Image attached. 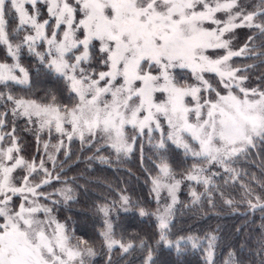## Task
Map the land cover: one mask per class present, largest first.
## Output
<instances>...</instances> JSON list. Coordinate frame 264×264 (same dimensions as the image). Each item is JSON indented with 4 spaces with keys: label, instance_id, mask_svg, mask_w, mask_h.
Returning a JSON list of instances; mask_svg holds the SVG:
<instances>
[{
    "label": "snow or ice",
    "instance_id": "1",
    "mask_svg": "<svg viewBox=\"0 0 264 264\" xmlns=\"http://www.w3.org/2000/svg\"><path fill=\"white\" fill-rule=\"evenodd\" d=\"M40 2L0 0V45L7 47L13 61H0V85L13 82L27 85L31 91L30 72L20 64V54L27 47L45 76L63 82L71 102H60V89H47L38 99L0 91V99L12 105L0 112V264H86L87 258L96 255L88 241L71 242L75 237L53 216L54 207L48 206L76 199L69 181H61L59 173L53 175L56 154L63 149L65 138L69 142L79 138L90 147L99 145L97 153L111 149L117 159L132 153L138 143L143 156L142 141L147 138L162 161L152 177L156 202L159 205L161 190H167L171 198V203L151 213L157 221L155 244L174 248L180 256L188 246L198 249L207 241L205 264H215L217 236L172 239L176 194L182 180L175 178L164 161L173 146L182 150L185 157L196 161L183 179L209 185L212 177L204 173L212 167L219 166L236 180L241 173L232 165L252 149L264 152V89L244 87L249 76L242 75L257 65L234 67L231 63L234 57L252 51L249 44L255 35L237 50L230 38L240 28L255 29L264 36V0H256L250 11L242 0H43L49 16L44 20L36 7ZM217 13L226 18L219 19ZM6 17L18 20L11 33ZM25 27L32 34L13 44ZM38 41L46 42L45 51L37 50ZM257 47L264 48V42ZM255 55L264 57V51ZM178 70L189 72L196 83H182ZM209 73L214 74L216 86L205 78ZM257 79L264 81V74ZM9 113L13 121L5 132ZM17 119H23L25 130L34 134L38 154L41 135H48L42 142L46 160H28L21 154ZM53 132L59 137L56 144L51 143ZM89 159L110 162L104 156ZM49 161L52 171L46 166ZM53 181L64 186L44 191ZM256 182L264 190V182ZM241 187V203L251 211L264 212V196L248 185ZM190 195L197 204L203 194L193 190ZM208 203L215 207L210 196ZM223 203L234 209L231 198ZM114 209L132 210L130 198L121 195L118 207L116 202L98 207L104 216V230L99 235L109 252L118 245L126 253L134 245L113 238L110 213ZM139 215L150 213L141 207ZM139 246L147 249L145 264H154V249L148 241L141 239ZM259 251L264 252V240ZM233 258L234 253L229 252L224 264H234Z\"/></svg>",
    "mask_w": 264,
    "mask_h": 264
},
{
    "label": "trees",
    "instance_id": "2",
    "mask_svg": "<svg viewBox=\"0 0 264 264\" xmlns=\"http://www.w3.org/2000/svg\"><path fill=\"white\" fill-rule=\"evenodd\" d=\"M255 3L256 0L249 1L247 4L249 11ZM42 9L45 8L42 7ZM44 12L45 10L42 11V17L45 15ZM6 19L8 20L7 30L11 33L18 20L8 17ZM26 32H28L27 29L20 31L12 43H19ZM235 32H237V38L232 47L234 50L244 45L249 36L255 35V39L249 44L252 51L240 57H234L231 61L232 65L234 67L257 65L249 72L242 73L249 76V80L243 86L264 89V81L257 79L264 74V64L260 63L264 57L257 58L255 55L264 51V48L257 47L264 42V36H260L258 30L248 28L236 29ZM44 49V43L37 44L38 51L43 52ZM10 60L4 45H0V61ZM20 64L30 72L31 91H28L29 86L13 82H9L7 87L0 85V91L5 93L11 91L16 97L26 96L38 99L47 89H60L57 92L60 102L64 104L71 102L67 91L63 88V82H57L55 77L45 76L44 71L39 69L38 59L28 52L27 47L20 54ZM212 80L213 85L216 86L215 76ZM1 101L3 102L0 103V112L10 109V102L4 99ZM7 121L8 127L5 129L9 130L13 121L10 113ZM16 125L21 154L30 159L35 148L33 135L25 130L26 123L23 119H17ZM142 143L143 156L138 143L128 157L117 159L116 155L108 149L97 153L95 147L72 140L68 146L69 155L62 160L59 174H61V181L67 179L70 186L75 189L76 199L66 204L55 205L53 212L55 217L66 226L68 234L75 237L71 241L73 244L76 243V239L82 238L94 248L96 255L87 258L86 264H108L109 257H111V264H145L147 249L140 248L141 239H146L153 247L154 264H205L202 247L192 249L188 246L186 252L178 256L174 248L169 249L164 245L155 244L158 239L157 221L151 213L155 211L157 203L152 198L151 180L157 175V165L162 161L159 159L158 150L150 145L146 138ZM93 156L108 157L110 162L102 163L99 159H89ZM164 162L170 164L174 176L177 177L190 171L191 165L196 163L191 157H185L183 151L175 149L174 146L169 149ZM232 166L241 173L236 180L222 175L215 178L213 184L206 188L202 184L182 185L174 208L172 239L180 236H195L203 240L207 235H215L218 237L213 249L215 264H224L229 252L234 253V264H260L261 260H264V252L259 251L261 241L264 240V212L251 211L245 203H241L244 197L241 184L252 187L257 194L264 196V190L256 182H264V152H260L258 148L252 149L247 157L241 156ZM253 176L256 178L255 181L252 179ZM56 184L59 183L55 182ZM55 185L53 183V186L49 187L53 189ZM188 186H194L197 195L203 194L199 203H192L193 198L188 192ZM121 195L130 198L132 210L112 214L113 238L125 245L131 242L134 247L125 253L119 246H115L109 252L99 235L104 230V216L98 211V207L105 204L111 205L113 202L118 205ZM209 196L215 202V207L208 203ZM228 198L235 202V210L223 203L224 199ZM141 207L150 215L140 216L139 208Z\"/></svg>",
    "mask_w": 264,
    "mask_h": 264
},
{
    "label": "rangeland",
    "instance_id": "3",
    "mask_svg": "<svg viewBox=\"0 0 264 264\" xmlns=\"http://www.w3.org/2000/svg\"><path fill=\"white\" fill-rule=\"evenodd\" d=\"M249 1L250 0H242V3L243 4H248L249 3ZM221 2H224V0H221ZM29 7V11H31V7L30 6H28ZM36 7L40 10V20H44V19H49V16H48V13H47V9H46V5L44 4V2H43V0H41V2L40 3H38L37 5H36ZM42 7H44L45 9H42ZM43 10H45V12H44V14L45 15H43V17L41 16L42 15V11ZM217 15V17L219 18V19H221V20H223V19H225L226 18V16H225V14H223V13H217L216 14ZM79 18V17H78ZM18 24V23H17ZM54 25V20L52 21V23L50 24V26H49V28H48V34L50 35V33H51V29H52V26ZM17 26V25H16ZM206 26H209V25H207L206 24ZM16 28V27H15ZM25 29H27V31L28 32H26L24 35H26V34H32V31H31V29L30 28H27V27H25ZM60 31H61V33H62V31H63V26L61 27V29H60ZM225 38H229L228 36H226ZM231 39H232V47H233V44L236 42V38H237V32H235L231 37H230ZM44 43V47H45V49L47 48V44H46V42H43V41H38L37 42V44H39V43ZM4 47H5V49H6V52H7V47L4 45ZM44 49V50H45ZM7 54H8V52H7ZM218 54H220V55H222L223 54V52L221 51V52H219ZM2 62H6V61H2ZM13 61L12 60H10V61H7V63H12ZM21 66H23V65H21ZM24 67V66H23ZM181 71V72H180ZM17 75H20V73L17 71ZM177 76H178V78L179 77H183L184 79L181 81L182 83H184V82H186V83H188V84H195L196 83V81L194 80V78L191 76V74L190 73H188V72H185L184 70L182 71V70H179L178 72H177ZM213 76H214V74H211V73H209V74H206V76H205V78L206 79H208L211 83H213ZM215 85V84H214ZM159 95V94H158ZM1 102H3V101H1V99H0V103ZM12 107V105L10 106V108ZM26 127H27V125L25 126V129H26ZM10 129V128H9ZM4 131L5 132H7L8 130H6V129H4ZM30 133L33 135V138H34V140H35V148H34V154H33V156L30 158V159H28V160H32L33 158H35L37 161H39L42 157L46 160L47 158L46 157H44V150H43V141H46V140H48L49 139V137H48V135L46 134V133H44V134H42L41 135V144H40V146H39V154H38V152H37V148H38V145H37V141H36V139H35V136H34V134L30 131ZM129 134L131 135L132 133H131V130L129 129ZM58 139H59V137L53 132V136H52V139H51V143L52 144H56L57 143V141H58ZM73 140H77V141H79V142H81L80 140H79V138H74ZM146 140H147V138H146ZM71 142V141H70ZM66 138H65V140H64V147H63V149L58 153V154H56V166H55V169H54V172H53V175H55V174H57V173H59V171L61 170V168H62V166H61V163H62V160L66 157V155H65V153H68V146H69V143H70ZM7 143H8V141L6 140L5 141V144L7 145ZM153 143H155V141H153ZM85 144H87V143H85ZM150 145H152V144H150ZM97 147H99V145H96L95 146V148H97ZM108 150H110L113 154H115L111 149H108ZM121 157H125V156H121ZM126 157H128V156H126ZM125 157V158H126ZM190 157V156H189ZM27 159V158H26ZM161 164V163H160ZM48 168H49V170L50 171H52V164H51V162L49 161L48 163H47V165H46ZM205 166H207V165H205ZM233 167V166H232ZM236 169V168H235ZM237 170V169H236ZM238 171V170H237ZM158 172V171H157ZM189 172V171H188ZM187 172V173H188ZM217 172H219V173H221V175H218V176H213L212 174L213 173H217ZM158 174V173H157ZM186 174V173H185ZM184 174V175H185ZM184 175H182V176H175V178L176 179H178V180H182V183L180 184V187H179V189H178V191H177V202H178V199H179V194H180V190H181V187H182V185L183 184H186V185H189V184H193V185H195V184H197L195 181H188V180H185V179H183V176ZM204 175H206V176H209V177H212V182H211V184H209V185H204V184H202L205 188L206 187H208V186H210V185H212L213 184V181H214V179L215 178H217V177H219V176H225V177H227V176H229V177H231V175L230 174H227V173H224L223 172V170L219 167V166H216V167H212L211 168V171H209V172H207V173H204ZM232 175H234V174H232ZM156 176V175H155ZM154 176V177H155ZM55 182L56 181H53V183H54V185H55ZM53 183H52V185L51 186H53ZM64 185L62 184V183H59V184H56L55 185V187L53 188V189H51L49 186H46L45 187V189H44V191H46V192H52V191H54L55 189H58V188H61V187H63ZM48 187H49V189H48ZM189 187V186H188ZM152 188H153V185H152V180H151V194H152V198L156 201V193L155 192H153L152 191ZM194 190V186L193 187H189V189H188V192H189V194L192 192ZM53 199H59V197H56V196H54L53 197ZM120 199V198H119ZM44 203H48L47 201H44ZM119 203H120V201L118 202V205H117V207L119 206ZM157 203V202H156ZM168 203H171V198L169 197V195H168V192H167V190H161V192H160V203H159V205L157 204V206H156V209H157V207H159V206H163V205H165V204H168ZM177 204V203H176ZM48 206L49 207H54L53 205H51L50 203H48ZM176 206V205H175ZM175 206H174V208H175ZM156 209H154V210H156ZM121 212H123V210H120ZM115 213H117V211L114 209L111 213H110V217H112V214H115ZM53 216L55 217V215H54V213H53ZM56 218V217H55ZM57 219V218H56ZM58 220V219H57ZM61 222V221H60ZM62 223V222H61ZM157 223V222H156ZM127 245V244H126ZM118 246V245H117ZM115 247V246H114ZM202 248H203V251H204V255L206 256V252H205V249L207 248V241H204V243L202 244V246H201ZM120 250H122L123 251V249H120Z\"/></svg>",
    "mask_w": 264,
    "mask_h": 264
}]
</instances>
